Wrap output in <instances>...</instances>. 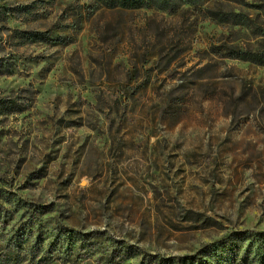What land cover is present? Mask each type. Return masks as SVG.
<instances>
[{"label":"rangeland","instance_id":"obj_1","mask_svg":"<svg viewBox=\"0 0 264 264\" xmlns=\"http://www.w3.org/2000/svg\"><path fill=\"white\" fill-rule=\"evenodd\" d=\"M2 2L24 9L0 19V258L57 255L69 232L48 264H264V67L204 54L251 30L189 6Z\"/></svg>","mask_w":264,"mask_h":264},{"label":"trees","instance_id":"obj_2","mask_svg":"<svg viewBox=\"0 0 264 264\" xmlns=\"http://www.w3.org/2000/svg\"><path fill=\"white\" fill-rule=\"evenodd\" d=\"M97 4L112 10L118 9L128 11L156 7L157 9L164 10L169 14H175L179 12L182 9V6L197 7L200 9L204 8V20L215 19L217 21L230 23L240 28L244 27L250 29L251 34L254 36L253 40H247L244 43H236L235 40H217L216 42H212L204 51L206 56L211 58L250 62L264 67V26H261L257 23V20H260L262 17H264L263 3V7H260V12L256 16V20L251 19L249 15L244 17H241L240 15V17L235 16V18H233L232 13L228 11L225 12L223 10H219L220 8H217L216 5L221 4V1L219 0H97ZM23 9L24 7L22 6L11 7L0 0V19L3 21L9 20L15 16L14 13ZM16 37L21 42H34L43 38H45V40H51L49 35L45 34L44 32L28 29H17ZM56 41L64 42L60 39ZM1 68L2 67H0V72L3 70ZM63 236L65 241L62 244H64V246L68 245V250L62 251L64 248H61L57 255L53 252L51 256H44L39 260L32 259L34 260L32 264H48L53 262L52 258H54V260H57V258H62L58 256L71 257L73 255L71 248L72 243L74 242V236L69 232L64 233ZM18 243L22 242H17L15 246ZM204 257H206V255ZM199 258H201V255ZM16 260H18L16 255L9 249V251H7L3 257L0 258V264H17ZM188 264H195L193 258L188 260Z\"/></svg>","mask_w":264,"mask_h":264}]
</instances>
